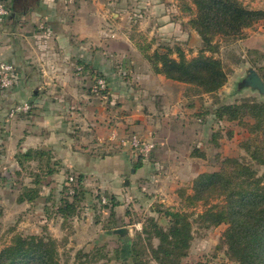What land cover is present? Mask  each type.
<instances>
[{
  "label": "crops",
  "instance_id": "crops-1",
  "mask_svg": "<svg viewBox=\"0 0 264 264\" xmlns=\"http://www.w3.org/2000/svg\"><path fill=\"white\" fill-rule=\"evenodd\" d=\"M10 1L0 26V63H13L18 81L0 106L5 160L53 150L87 174L97 171L111 191L115 184L130 191L131 183L143 186L152 161L170 151L180 155L193 109L187 85L155 73L146 56L185 32L192 0ZM142 31L158 39L140 45ZM257 37L246 45L264 52V33ZM98 78L107 81L103 92L95 89ZM26 102L33 103L28 116L8 117L7 106ZM133 134L156 143L149 159L127 146Z\"/></svg>",
  "mask_w": 264,
  "mask_h": 264
},
{
  "label": "rangeland",
  "instance_id": "rangeland-1",
  "mask_svg": "<svg viewBox=\"0 0 264 264\" xmlns=\"http://www.w3.org/2000/svg\"><path fill=\"white\" fill-rule=\"evenodd\" d=\"M239 1L248 9L264 12V5L257 7L253 5L254 0ZM1 2L5 9L13 5L10 0ZM191 8L187 15L189 20L184 25L185 32L171 41L161 40L157 43L159 50L173 49L174 58H179L180 50L187 60L205 52L206 56L224 65L228 82L212 95H199L198 89L187 85L191 97L187 102L193 108L192 114L186 115L191 122L184 132L189 145L180 146V155L170 151L164 161L163 158L160 162L152 161L141 181L143 186L140 181L131 183L130 191H125L120 184H115L116 188L111 191L97 171L87 174L81 164L56 159L53 150L31 149V159L21 157L27 151L16 153L14 160L8 161L0 148V172H4L0 177V253L18 237L37 238L54 244L59 264H135L130 257L119 258L125 244L133 242L140 234L148 238L143 230L152 232V220L168 230L171 217L166 212H181L189 216L194 238L188 256L181 258L179 264H238L229 257L227 247L222 243L228 226L213 225L201 217L222 201L218 198L195 201L193 187L194 180L201 174L221 171L227 158L250 164L264 182V166L253 162L244 146L250 137L252 110H243L245 116L237 119L222 114V108L226 106L264 102V95L258 91L240 88L250 68L260 73L264 80V52L246 45L250 36L257 40L258 35H263L264 28L260 27L264 19L246 29L240 39L216 38V48L206 51L202 37L190 21L196 16L193 0ZM144 33H140V45L148 46L153 38L158 39ZM148 55L151 57L153 53L150 51ZM13 88L0 97V102H4L0 106H5L7 94ZM29 104L31 110L28 112L13 113L23 103L6 105L5 110L9 118L28 116L33 110V103ZM218 114L222 116L221 120ZM190 153L192 158L187 156ZM70 178L74 180L70 181ZM78 187L81 193L78 201L73 202ZM30 190L37 191L32 202L26 199ZM66 201L75 203L72 216L60 213ZM119 229H125L124 236L117 233ZM152 237L149 242L142 243L147 249L144 255L141 254L143 264H161L148 252V244L154 248L160 244L153 234Z\"/></svg>",
  "mask_w": 264,
  "mask_h": 264
},
{
  "label": "trees",
  "instance_id": "trees-1",
  "mask_svg": "<svg viewBox=\"0 0 264 264\" xmlns=\"http://www.w3.org/2000/svg\"><path fill=\"white\" fill-rule=\"evenodd\" d=\"M196 16L190 20L202 37L206 51L216 48V38L240 39L245 30L264 19V12L251 10L239 0H193ZM194 11V12H195ZM173 49L156 50L147 59L155 73L168 79L195 87L199 95H212L220 91L228 82V73L224 65L204 53L193 60H187L183 53L179 58L172 57ZM243 110L251 111L250 137L244 143L253 162L264 166V102L233 105L222 108V114L230 119L244 117ZM217 117L221 120L222 116ZM24 160L32 158V151L21 156ZM137 167V166H136ZM81 183V182H80ZM195 201H208L218 198L221 204L215 205L201 217L213 225L226 224L222 243L227 254L238 264H264V182L254 168L237 158H227L224 168L219 172L204 173L194 180ZM31 193V194H30ZM79 187L73 195L78 201ZM182 193V192H181ZM36 190H30L27 200L34 201ZM60 213L64 216L75 214V203L65 202ZM171 217V226L165 230L154 220L150 221L152 232L146 228L143 235L122 248L119 258L129 257L135 264H143L141 254L147 249L142 244L153 238L160 244L154 248L148 244L149 253L161 264H179L181 258L188 256L193 240V229L189 216L181 212H166ZM128 239V238H127ZM0 264H59L53 243L37 238L18 237L12 245L0 253Z\"/></svg>",
  "mask_w": 264,
  "mask_h": 264
},
{
  "label": "built area",
  "instance_id": "built-area-1",
  "mask_svg": "<svg viewBox=\"0 0 264 264\" xmlns=\"http://www.w3.org/2000/svg\"><path fill=\"white\" fill-rule=\"evenodd\" d=\"M9 14L8 9H5L4 5H0V26L3 24L4 17ZM81 70V69H80ZM18 81V76L16 72V66L11 62H1L0 63V97L5 96L7 90L16 86ZM108 88L107 81L104 78H98L97 87L95 88L98 92H103ZM31 110V105L29 103H24L23 105L17 107L14 112ZM127 146H129L134 152H136L140 157L144 159H149L154 150L156 149V143L146 142L139 135L133 134L129 137L127 141ZM74 178H70L73 181ZM74 190L70 194H73Z\"/></svg>",
  "mask_w": 264,
  "mask_h": 264
},
{
  "label": "water",
  "instance_id": "water-1",
  "mask_svg": "<svg viewBox=\"0 0 264 264\" xmlns=\"http://www.w3.org/2000/svg\"><path fill=\"white\" fill-rule=\"evenodd\" d=\"M255 69L250 68L248 70L246 78L240 84V88L252 89L258 91L261 95H264V80ZM119 235L125 233V229L117 230Z\"/></svg>",
  "mask_w": 264,
  "mask_h": 264
}]
</instances>
